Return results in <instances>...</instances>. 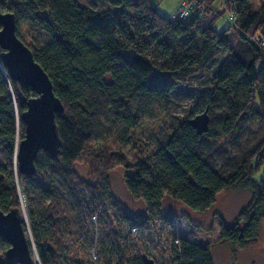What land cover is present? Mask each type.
I'll return each mask as SVG.
<instances>
[{
  "label": "trees",
  "instance_id": "1",
  "mask_svg": "<svg viewBox=\"0 0 264 264\" xmlns=\"http://www.w3.org/2000/svg\"><path fill=\"white\" fill-rule=\"evenodd\" d=\"M101 1L105 10L78 0H0V12L14 15L16 36L47 74L62 103L54 118L60 140L57 154L44 153V163L37 156L33 171L20 173L15 159L24 133L20 115L34 93L12 80L0 61V210H22L23 193L37 257L33 264H66L70 254L66 228L89 220L92 230L95 215L108 222L114 241L124 243L128 237L150 241L148 236L131 235L119 220L129 226L151 225L171 243L167 249L171 264H213L210 244L196 243L173 230L164 234L162 225L151 219L158 216L161 224L171 227L172 217L165 218L160 207L165 196L202 213L213 207L219 192L236 189L248 190L250 200L231 222H219L217 240L234 248L255 244L264 220V179L256 182L253 176L261 170L264 177V136L240 160L215 149L214 142L232 134L231 140L237 141L250 123L264 122V48L250 41L256 32L264 35V1L256 9L251 0L206 2L205 14L175 22L162 17L149 0ZM222 1L228 9L237 3L234 24L219 8ZM208 16L211 19L200 26L198 22ZM219 18L227 22L221 32L213 26ZM219 50L225 55L190 112L191 118L207 111L208 131L198 135L189 119L183 120L151 154L128 166L124 185L144 202V214L132 216L121 208L112 210L119 219L110 212L95 214L90 205L104 203L106 170H91L96 176L92 184L78 178L74 165L85 150H91L100 124L113 118L125 132L135 128L141 102L167 103L175 85ZM120 228L124 237L116 232ZM8 246L0 237V264H6L3 253ZM117 250L119 254L110 251L102 264H143L142 255L147 254L139 245L128 256L119 246Z\"/></svg>",
  "mask_w": 264,
  "mask_h": 264
},
{
  "label": "rangeland",
  "instance_id": "2",
  "mask_svg": "<svg viewBox=\"0 0 264 264\" xmlns=\"http://www.w3.org/2000/svg\"><path fill=\"white\" fill-rule=\"evenodd\" d=\"M78 1L83 6L95 4L99 10L106 9V5L101 0ZM251 1L253 8L256 9L260 6L261 0ZM180 2L181 0H149L152 8H155L164 18L169 17ZM210 19L211 16L204 17L198 24L204 26ZM213 26L217 32H221L227 27V22L224 18H219ZM224 55V51H216L205 62L193 67L186 78L175 85L167 103L155 99H146L141 102L138 105L140 123L135 128L125 132L113 118L100 124L99 131L95 134L94 140L91 141V150H85V154L79 157L74 165V171L78 178L92 184L95 183L96 176L91 170H106L107 193L103 197L104 203L101 207L96 204L90 205V208H93L92 211H96L95 214L109 213L108 210L116 211L118 208L132 216L145 213L144 202L125 188L124 177L130 172L128 166L137 159L151 154L181 121L190 119V112L195 100L201 90L209 85V78L221 63ZM261 136H264V122L255 121L249 124L248 130L241 131L237 141L231 140L235 134L225 138L217 137L214 148L222 149L230 158L240 160L249 156L248 153L252 152L254 144ZM38 159L40 162H45L44 152H39ZM117 159L119 161H116ZM12 165L14 169L13 161ZM253 178L256 182L264 179L262 171H257ZM62 195L63 198L67 199L63 188ZM20 196L21 209L26 218L27 232L32 241L25 211L27 203L22 192H20ZM250 197L251 194L248 190L221 191L217 194L211 209L198 213L186 208L179 201L165 196L160 200V207L165 218L172 217L171 227L161 224L162 221L158 216H152L151 220L162 225L164 234L173 230L178 236L210 244L213 264H264V220L261 221L257 241L253 245L234 248L228 243H221L217 240L219 222L222 220L231 222L239 210L248 203ZM82 199L88 203V196L85 192H82ZM91 220L92 230L89 226V220H82L77 226L70 225L66 228L68 232L64 238L70 247L66 264L74 262L102 264L103 259L109 258L110 251L112 254L118 252V246L119 251L128 256L135 252L136 245L146 249V255L152 258L155 264H171L168 246L154 244L151 240L138 242L129 237L125 242L123 241L124 243L114 241L106 226L108 222L104 224V218L100 216L98 220L97 216L95 222ZM185 230H190V233H186ZM116 232L121 237L126 235L121 228L120 230L117 229ZM32 244L34 245L33 242ZM117 255L112 256V258H117ZM35 260L37 261L36 255Z\"/></svg>",
  "mask_w": 264,
  "mask_h": 264
},
{
  "label": "water",
  "instance_id": "3",
  "mask_svg": "<svg viewBox=\"0 0 264 264\" xmlns=\"http://www.w3.org/2000/svg\"><path fill=\"white\" fill-rule=\"evenodd\" d=\"M0 61L10 78L28 85L34 96L26 100V109L20 117L24 125L23 137L16 145L17 169L24 175L34 169L39 152L54 156L60 145L54 122L55 114L62 110V103L55 96L50 79L33 59L31 51L15 34V19L11 12H0ZM209 115L206 110L194 115L188 124L196 134L208 131ZM26 218L22 210L11 208L0 210V237L8 242L4 251L6 264H33L36 251L27 240ZM143 264H155L146 254Z\"/></svg>",
  "mask_w": 264,
  "mask_h": 264
},
{
  "label": "built area",
  "instance_id": "4",
  "mask_svg": "<svg viewBox=\"0 0 264 264\" xmlns=\"http://www.w3.org/2000/svg\"><path fill=\"white\" fill-rule=\"evenodd\" d=\"M215 0H181V2L178 4V6L175 7V9L173 10V12L171 13V15L169 16V20H171L172 22L175 21H185L187 19H191L195 16H198L199 14H205V12L207 11L206 9V4L204 3H211L214 2ZM247 1V0H244ZM264 1V0H261ZM226 2L222 1L220 3L219 8H221L223 10V12H225V14H227V20L231 22V24H234L233 22L235 21V12L234 9L237 5L236 2H232V4H229V9L227 7V5H225ZM236 4V5H235ZM250 41L256 45L259 49L264 48V35H262L259 32H256L255 34H253L250 37ZM108 212H110L112 215H114L115 217H117L119 219V217L117 216V214L112 211V210H108ZM92 221L95 222L96 221V215L92 216ZM119 223L125 227L131 235H136V236H148L151 240V242H153L154 244L158 243L157 245L160 244H164L165 246L170 247L171 243L169 241H166V239L160 237L156 231V229L151 226V225H144L141 227L138 226H129L126 225L124 222H121V220H119ZM175 244L177 245L178 242L175 241Z\"/></svg>",
  "mask_w": 264,
  "mask_h": 264
},
{
  "label": "crops",
  "instance_id": "5",
  "mask_svg": "<svg viewBox=\"0 0 264 264\" xmlns=\"http://www.w3.org/2000/svg\"><path fill=\"white\" fill-rule=\"evenodd\" d=\"M186 233H190V230H185ZM192 233V232H191ZM183 237V236H182ZM192 241L194 242H197V243H200V244H204L202 242H200L199 240H196V239H191Z\"/></svg>",
  "mask_w": 264,
  "mask_h": 264
}]
</instances>
